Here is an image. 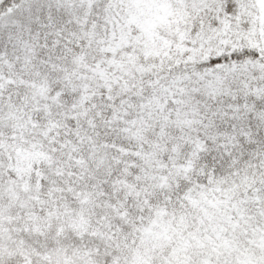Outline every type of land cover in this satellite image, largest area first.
Listing matches in <instances>:
<instances>
[{"label": "snow or ice", "instance_id": "1", "mask_svg": "<svg viewBox=\"0 0 264 264\" xmlns=\"http://www.w3.org/2000/svg\"><path fill=\"white\" fill-rule=\"evenodd\" d=\"M0 264H264V0H0Z\"/></svg>", "mask_w": 264, "mask_h": 264}]
</instances>
